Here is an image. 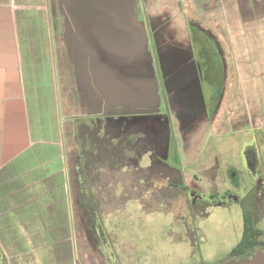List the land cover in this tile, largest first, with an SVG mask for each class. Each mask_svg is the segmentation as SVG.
<instances>
[{
    "label": "crops",
    "instance_id": "crops-1",
    "mask_svg": "<svg viewBox=\"0 0 264 264\" xmlns=\"http://www.w3.org/2000/svg\"><path fill=\"white\" fill-rule=\"evenodd\" d=\"M8 1L0 0V247L8 264H45L48 256L74 264L66 151L76 120L97 115L98 105L112 106L114 96L116 105H139L144 13L140 0H45V23L35 12L17 28L14 0ZM262 2L222 0L208 12L225 17L224 29L263 40Z\"/></svg>",
    "mask_w": 264,
    "mask_h": 264
},
{
    "label": "rangeland",
    "instance_id": "rangeland-1",
    "mask_svg": "<svg viewBox=\"0 0 264 264\" xmlns=\"http://www.w3.org/2000/svg\"><path fill=\"white\" fill-rule=\"evenodd\" d=\"M8 2L3 3L8 4ZM12 6L16 9L15 24L17 28H25L28 24V16L35 12L43 15V17H37L38 20L43 22L45 20V0H14ZM221 6L222 0H145V6L143 7L148 15L158 17L168 14L171 20L164 27L157 29L156 33V29L150 28L147 30L146 26V44L149 47L148 51L152 59L151 67L155 69L156 76L157 71H159L162 77L165 75L166 70L172 68L176 63L179 66L184 65L181 62V56L175 55L179 49H184L183 46L177 45L178 47H175V42L164 43V45L160 42V40L165 41L169 33L175 35V32H177L180 35L179 40L187 41V26L196 24L210 30L216 36L222 48L223 45L225 46L223 50H225L227 56V63H230L232 69H234V66L237 68L236 73L239 74V77L234 81H229L230 85L223 107L213 125L197 135L199 142L195 149L193 148L187 152V149H184L183 141L180 140L181 134L177 132L180 154L186 156L184 158L186 165L189 164L187 156H210V159H212V156L213 158L214 156H220L222 182L226 189L235 190L237 193H244L253 184L259 182L258 206L263 211V219L260 225L264 228V179L261 177L262 173L264 175V119L260 116L264 111V43L262 44L263 48H259L261 46L260 41L264 42V39L256 40V37L250 34L234 33L230 29H224L225 26L222 24L227 21L225 17L220 18V14L215 15L212 10L210 13L208 12L209 7ZM23 12L26 14H23ZM227 30H230V32L228 33ZM224 31H227V34ZM230 40L236 41L239 48L234 49ZM145 54V57H147L145 63L149 68V56L146 50ZM258 54L259 57H257ZM233 72L234 70H231L228 73L230 79L234 78ZM182 73H184L183 70ZM55 78L54 80L59 84V77L56 76ZM64 80L63 85L65 86ZM66 83L69 90H71L69 79ZM128 83L129 95H131L134 86L131 76ZM234 93L237 95L235 100L233 98ZM121 101L124 102L123 99ZM145 102V99L140 97L138 106L126 107L122 104L116 105L115 101H112V107L114 109L121 106L125 110L124 113L131 116H127L129 125H127L125 132H129L131 128V131L140 133V135H144L151 140V136L155 132L166 130L167 134L165 139L161 141L160 148L155 149L158 151L155 156H170L171 149L175 150V147L171 146L173 135L170 125L166 122L168 118L163 120L160 115L145 114L143 111L146 107ZM59 104H61L60 99ZM255 106L256 111L251 110ZM65 109L67 112L68 106ZM129 113H133V116ZM72 114L71 112L66 113V117ZM254 115L258 116V119L255 120ZM239 118H241V124H237L235 136H232L233 134L223 136L224 132H230L231 120L237 122ZM246 120L252 122V125L254 123V126ZM96 121L95 118L82 119L78 122V126L83 127V123L95 126ZM80 133L83 135L85 131L81 130ZM213 137L216 138L214 144L207 140V138ZM197 139H195L196 142ZM82 140L83 147L92 151L93 147L89 144L88 137H84ZM70 147L74 148L72 142H70ZM247 148L255 149L258 153L259 160H257L254 167L249 166V156L245 155ZM163 162L169 166V178L180 184L183 183V178H185L183 174L186 169L181 167L177 161L169 160L167 157L163 159ZM145 164L146 162H143L140 168L145 169ZM163 184L157 176H155V179L153 178L154 187ZM148 199H150L149 195L145 200ZM77 202L81 203L79 199ZM132 205L134 209H132ZM129 206L131 210L127 206V213L123 215L127 216L128 221L117 223L119 229L115 228V231H119L120 236L123 237V240L118 237L122 244L119 255L122 259L125 258V264H152V262L154 264H212L224 258L240 241L242 236V213L236 199L233 197L225 199L218 205H206L204 208L205 216L197 213L188 214V219L185 221H180L172 212L167 213L161 209L147 213L144 206L141 207L139 203H132ZM77 207L78 205L75 209L78 212ZM183 207V201L181 200L176 203L175 209L180 213V211H184ZM70 212L72 218L74 216L72 206ZM80 224V219L73 223L76 238L74 264H105L99 255L92 252L83 229L78 228ZM107 227L111 233L110 226L107 225ZM76 231L80 233V236ZM67 258H59V260L54 261L53 257L48 256L45 257V264H73L68 262ZM8 263L7 256L2 255L0 250V264Z\"/></svg>",
    "mask_w": 264,
    "mask_h": 264
},
{
    "label": "flooded vegetation",
    "instance_id": "flooded-vegetation-1",
    "mask_svg": "<svg viewBox=\"0 0 264 264\" xmlns=\"http://www.w3.org/2000/svg\"><path fill=\"white\" fill-rule=\"evenodd\" d=\"M144 1L140 0V4L142 6L141 10L144 13L143 18L145 17L147 30L150 28L156 29V33L157 29L164 27L171 21L170 17L168 14L158 17L148 15L143 7ZM244 5L245 9L243 8L242 10V17L247 20L251 12H247V5L243 4V7ZM262 5L264 6V0ZM187 28V41L179 40L180 35L177 32H175V35L169 33L165 41L160 40L163 45L164 43L175 42V47H178L177 45L183 46L184 49L176 48L179 49V52L175 54L181 56V61L183 58L186 59V63L179 70H183L184 72L180 75L182 82L180 81V84L177 86L173 80V75H170L168 72L169 69L166 70L165 77L170 82V89L167 90L166 83L160 74L161 72L157 71L159 100L146 99V107L143 111L147 115H160L163 117V120L168 118L166 122L170 125L173 135L171 146L175 147V150L171 149L170 156H155L158 154V151L155 149L160 148V143L165 139L167 134L166 130L155 132L151 136V140L142 135L156 147L141 158L140 166L143 162H146V164L144 165L145 169H139L145 171L150 168L149 171L151 172L141 180L139 188H137V200L127 201L131 190V185H129L128 181L125 185L115 183L110 184L108 187H104L103 185L96 186V183L94 185L91 184L88 175L92 173L97 163L92 158V151L85 149L79 138L76 137L83 128L78 126V122L86 116L79 117L76 120L73 140L74 148L66 151L67 156H65L67 180L69 183L68 191L71 199L72 213H74L72 219L74 222L80 219L81 224L80 226L78 225V228L81 227L83 229L86 241L90 244L92 252L99 255L105 264H125V258L122 259L119 255L120 246H122L119 238L123 240V237L120 236L119 231H115V228H118L117 223L128 221L126 219L127 216L123 215L127 213V206L131 210L129 205L132 203H139L141 207L144 206L147 213L161 209L167 213L172 212L180 221H185L188 219V214L193 215L197 213L205 216L204 208L206 205H218V203L230 197L236 199L242 213L240 205L242 195L253 188H256L258 192L260 191L259 182L253 184L244 193H237L235 190L226 189L222 182L220 156H214V158L212 156V159H210V156H187L189 164L186 165L184 160L186 156L180 154L177 132H180V140L183 141L184 149L186 148L187 152L193 148L195 149V146L199 142L197 135L202 130L213 125L219 111L223 107L230 85L229 81H234V79L239 77V74L236 73L237 68L234 66V69H232L230 66V70H234V78L230 79L226 60L219 51L220 48H218V40L210 30L196 24H191ZM177 78L179 79L178 73ZM234 83L237 84L236 82ZM236 96V93H234V100ZM97 108L102 113L87 117L98 118V116H105L120 118L130 116L124 113L125 110L121 106L113 109L112 106L107 104L106 106L100 105ZM130 114L133 116V113ZM260 116L264 119V111ZM254 117L255 120L256 118L258 119V116L254 115ZM231 121L230 132H224L223 136L226 134H233L232 136H235V129L237 128V124H241V118L237 122L235 120ZM246 122L252 125V122H249V120H246ZM252 126H254V123ZM123 130H125L124 127ZM155 138L158 140L157 143L153 142ZM195 139H197V142ZM207 140L214 144L216 138H207ZM126 144V142H123L121 146L123 151L128 149ZM245 155L249 156V166L254 167L257 160H259L256 150L247 148ZM166 157L169 160L177 161L181 167L186 169V172L183 174L185 176L183 183L180 184L169 178V166L163 162V159ZM187 170L189 171L188 173ZM128 172L129 162L126 160L123 161L122 173L125 175ZM155 176L160 178L164 184L154 187L153 178L155 179ZM261 177L264 179L263 173ZM147 195L150 196V199L145 200L147 199ZM120 197L127 201L123 206H121ZM114 198H116V201H114ZM78 199L81 203L77 202ZM103 200H106L105 204H103ZM181 200L183 201L184 207L182 209L184 211H180L179 213L176 211L175 206ZM114 202L117 203L115 207L113 206ZM76 205H78L79 213L75 209ZM132 209H134L133 205ZM107 225L110 226L111 233L108 231ZM78 228L76 227L77 231ZM77 231L76 233L80 236V233ZM0 250L2 255H4L1 247ZM222 259L212 264H220Z\"/></svg>",
    "mask_w": 264,
    "mask_h": 264
},
{
    "label": "trees",
    "instance_id": "trees-1",
    "mask_svg": "<svg viewBox=\"0 0 264 264\" xmlns=\"http://www.w3.org/2000/svg\"><path fill=\"white\" fill-rule=\"evenodd\" d=\"M218 48H220L219 51L226 60V53L220 43L218 44ZM226 66L228 67V72H230V63H227V60ZM251 110L253 109L251 108ZM128 117H93L97 120V124L95 126H90L89 124L85 125L86 123H83L84 126L82 130L83 132L85 131V133L83 135L78 133L76 137L79 138L81 143L84 137H88L89 144L93 147L92 158L97 165L94 166L92 173L88 175L91 184L94 185V183H96V186L103 185L104 187H108L110 184L115 183L125 185L128 181L129 185H131V190L127 201H132L137 200V188H139L138 186L141 180L151 172L149 171L150 168L145 171L139 169L141 158L156 146L140 135V133L131 131V128L129 132L123 130V127L127 129V125H129V120H127ZM90 118L92 117H85L83 120H89ZM123 142L127 143L128 149L125 151L121 148ZM126 160L129 162V172L124 175V173H122V167L123 161ZM259 195L256 188L242 195L240 202L243 216L242 236L240 241L220 261V264H225L229 261L248 259L256 253V251L264 250V229L260 226L263 211L258 206ZM114 201H116V198H114ZM120 201L121 206L127 202L121 197ZM105 203L106 200H103V204ZM116 204L117 203L114 202L113 206L115 207ZM107 213L109 212L107 211Z\"/></svg>",
    "mask_w": 264,
    "mask_h": 264
},
{
    "label": "water",
    "instance_id": "water-1",
    "mask_svg": "<svg viewBox=\"0 0 264 264\" xmlns=\"http://www.w3.org/2000/svg\"><path fill=\"white\" fill-rule=\"evenodd\" d=\"M146 36H147V33H146ZM146 42H147V37H146ZM148 50H149V47H147V44H146V51H147V54L149 56V62H148L149 68H147L148 67L147 63H145V60L147 59V57H145L143 68H141L142 74L140 75V83L142 82V80L144 81L145 90H143L144 92H143V95L141 97H143L145 100L147 98H149V100H155V99L159 100V97H160L159 84H158L157 76L155 73V69L153 67H151L152 59H151V55L149 54ZM181 52H184V51H181ZM145 56H146V54H145ZM181 62L186 63V59L183 58ZM180 67L181 66H179L176 63L172 68H169V70H168L169 74L173 75V80L175 81L177 86L180 84V81L182 82V79L180 78L182 71H179ZM177 73L179 75V79L177 78ZM130 76H131V79H133L132 73ZM165 76H166V72H165V75L163 76V79L166 83V87L168 90V89H170V82ZM126 84L128 85L129 83L126 82ZM133 88H134V86H133ZM128 91H130V88H128ZM115 98L116 97L114 96L113 100L112 99L111 100L116 101ZM153 142L157 143L158 142L157 138L153 139ZM225 264H264V250L256 251V253H254L248 259H243L240 261H229Z\"/></svg>",
    "mask_w": 264,
    "mask_h": 264
}]
</instances>
